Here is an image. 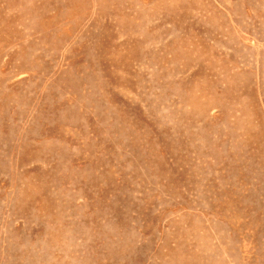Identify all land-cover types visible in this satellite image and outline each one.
Listing matches in <instances>:
<instances>
[{
    "label": "rangeland",
    "instance_id": "obj_1",
    "mask_svg": "<svg viewBox=\"0 0 264 264\" xmlns=\"http://www.w3.org/2000/svg\"><path fill=\"white\" fill-rule=\"evenodd\" d=\"M0 264H264V0H0Z\"/></svg>",
    "mask_w": 264,
    "mask_h": 264
}]
</instances>
